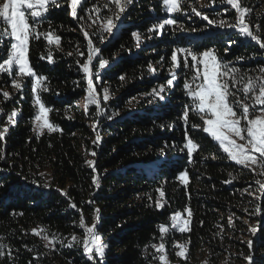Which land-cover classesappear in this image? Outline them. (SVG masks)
Returning <instances> with one entry per match:
<instances>
[{"label":"trees","instance_id":"16d2710c","mask_svg":"<svg viewBox=\"0 0 264 264\" xmlns=\"http://www.w3.org/2000/svg\"><path fill=\"white\" fill-rule=\"evenodd\" d=\"M199 1L185 3L198 27L203 19L193 8L210 20L224 21L225 27L214 23L213 31L195 35L176 24L154 27L165 15L161 0H131L123 12L111 0H84L77 17L69 0H57L59 6H50L38 18L27 53L36 75L21 78L18 65L0 72V131L8 129L0 139V264H165L160 255L167 264H249V256L252 264H264V194H249V185L264 169L237 165L203 132V121L181 89L195 72L184 67L180 52L183 79L167 83L172 78L167 72L174 68L172 52L179 48L213 50L223 64L245 76L243 82L259 77L264 68V0H239L260 43L228 27L238 22L226 2L212 0L204 8ZM114 14L118 19L112 32L105 31V20ZM180 18V12L172 16ZM49 31L59 37L58 43L48 42ZM89 41L98 52L86 75L82 66L90 54ZM0 46L2 63L10 46ZM101 59L107 62L103 67ZM37 77L46 79L33 92ZM89 78L96 104L87 100ZM242 86L232 88L233 99L243 100ZM37 96L56 130H36ZM247 102L253 103L251 98ZM262 109L256 106L250 118H264ZM13 111L17 115L10 121ZM185 133L198 146L191 157ZM181 172L187 184L181 182ZM176 212L190 220L189 232L172 226ZM245 216L257 227L255 237L242 220ZM94 225L106 248L103 256L93 249L89 259L83 241ZM161 226L168 231L161 233ZM177 245L187 250L186 259L177 256Z\"/></svg>","mask_w":264,"mask_h":264},{"label":"snow or ice","instance_id":"6c2138e0","mask_svg":"<svg viewBox=\"0 0 264 264\" xmlns=\"http://www.w3.org/2000/svg\"><path fill=\"white\" fill-rule=\"evenodd\" d=\"M131 0H111V3L115 5L119 12H123L125 7ZM226 2L238 13V25H228V27H238L239 33L254 41L259 38L253 34L250 30L249 25L245 23V14L248 9L244 8L239 0H221ZM84 0H70L71 14L73 17H77L78 5L82 6ZM168 13H176L184 9L186 0H163ZM50 6H59L57 0H4L3 4H0V19H2L6 28L0 32V36H7L10 40V48L7 52V59H3L0 63V72H8L13 70V65L19 66L17 75L23 76L36 74L32 68L29 67L27 53L29 51V38L34 32L33 25L41 18L44 13L49 11ZM192 12L197 16H202L204 20L208 21V24H217L219 27H225L224 21L210 20L207 15H202L195 8ZM118 19L117 15H113L111 18H107L104 23V30L112 32L114 21ZM31 20V24L29 23ZM175 25L174 19H168L163 24L155 25L154 27L163 28L164 25ZM10 29V31H9ZM151 30V29H150ZM87 36V33L85 34ZM134 36L138 37V34L133 33ZM49 43L59 42L58 36H53V33L49 31L47 33ZM260 47L264 49V43H260ZM90 54L88 55L87 62L82 66L83 72L87 75L90 72L89 65L93 60L98 50L92 47V42L89 41ZM184 53L185 59L183 61L184 67H190L194 70L195 75L192 77V81L195 84L192 87L189 82H185L183 87L187 90V96L191 98L192 105L191 111L196 112L203 119V132L208 133L215 141L219 143V147L223 152L227 153L228 158L234 161L237 165H242L246 168L260 167L264 169V118L256 116L250 118V111L256 106H264V68H260L259 77H247L240 75L239 70L236 68H230L228 65L223 64L219 58L214 54V51L209 49L200 53H196L192 48H179L173 50L171 60L173 67H179L177 53ZM187 57H191V64ZM51 56H49V59ZM2 59V58H0ZM163 59V58H162ZM107 62L101 59L100 67H103ZM95 67V65H93ZM151 67V66H150ZM44 77H37L36 82L33 84V92H36V84L44 80ZM123 79V77H121ZM176 79L175 73L172 74V78L167 81L168 85H172ZM237 83H242L243 100L240 98L233 99L236 97V93L232 91V88ZM13 84L17 89H20L21 84L16 80H13ZM88 103L96 104L97 100L94 95L93 80L88 79ZM163 91V86H161ZM153 94L156 96L160 95V92L153 89ZM3 95L7 98L9 93L5 92ZM107 93H105L104 99H107ZM162 98V97H161ZM251 98L253 103H248L247 100ZM35 103L40 107V114L35 117L36 121H42L37 123L35 128L37 131L47 128L49 131L56 130L54 126L49 123L47 118L48 109L43 103H41L40 97L37 96ZM264 110V109H262ZM17 113L13 111L10 114L9 120L16 117ZM189 115V106H185L184 120L187 123ZM243 122V123H242ZM194 128H198L199 125H193ZM5 127L3 131H0V139H3L7 132ZM187 138L188 134L185 133ZM238 138L243 143H237ZM100 137L97 134V141ZM187 150L189 157L197 149V144L192 139L187 138ZM258 154V155H257ZM95 155V153H93ZM89 166H93V161H87ZM231 175V174H230ZM182 183H188V177L185 172H181L179 176ZM93 182H96V178L93 177ZM259 183V182H257ZM261 191H264V184L260 185ZM160 191L161 197L164 196V192ZM75 207V205H73ZM156 207H161L159 201L156 203ZM98 211V210H97ZM188 212L189 217L192 213L190 209H185ZM259 211V209H258ZM172 226L178 228L181 233L189 232V219H182L181 213L176 212L172 217ZM83 218L81 223L83 224ZM35 232V230H33ZM161 233L168 231L164 226L160 227ZM251 231L255 232L257 229L253 228ZM74 241H78L77 237H73ZM249 247H252V242L249 241ZM84 250L89 254V259L92 258L93 249L95 255L103 256L106 245L101 243L100 237L96 234L95 225L86 229L84 241ZM153 247H156L155 245ZM181 250L177 252V256L185 258L187 256V250L183 245H177ZM164 245L160 244L158 251L162 252ZM2 254V253H0ZM159 259L167 264L166 256L160 255ZM249 264H252L253 257L249 256L246 258Z\"/></svg>","mask_w":264,"mask_h":264},{"label":"rangeland","instance_id":"374dc122","mask_svg":"<svg viewBox=\"0 0 264 264\" xmlns=\"http://www.w3.org/2000/svg\"><path fill=\"white\" fill-rule=\"evenodd\" d=\"M70 1V0H69ZM188 1V3H190L191 2V0H186V2ZM4 3V0H0V4H3ZM208 3H211L212 5L214 4V1H213V3H212V0H200L199 1V4H202V6H204V8H209L210 7V5L208 4ZM161 5H162V10L165 12V15H163L164 17H163V20L161 21V23L160 24H163V22L165 21V20H168V19H172V16L175 14V13H168L167 11H166V6L164 5V3H163V0H161ZM69 7H70V3H69ZM188 7L186 6V5H184V9L182 10V11H179L180 13H181V18H180V20L178 21V20H176V27L177 28H179L180 30H182V29H184V27L188 30H191V31H189L188 33L189 34H194L195 33V31L196 32H199V34L200 33H204V31L203 30H205V31H213V29L211 28V25H206L205 26V24L206 23H208L207 22V20H204L203 18H202V16H199V18H201V19H203V22H200V27H198V24H197V22H196V20L194 19V17H192L191 15H190V11L187 9ZM70 9H71V7H70ZM229 9H233L230 5H229ZM234 10V12H236V22H238V13H237V11L235 10V9H233ZM176 13H178V12H176ZM196 17H197V15H196ZM246 17H244V19H245ZM180 22V23H179ZM123 23V22H122ZM245 23H247L248 24V22H247V20L245 19ZM193 24H197V25H193ZM120 25V24H119ZM232 25H238V23L237 24H232ZM165 26V25H164ZM205 28H204V27ZM5 28H6V24H5V22L2 20V19H0V32H2L3 30H5ZM231 28H233V29H236V31H239L238 30V27H231ZM250 30L251 31H253V34L254 35H257L256 34V32L254 31V29H252V27L250 28ZM9 31H10V29H9ZM195 35V34H194ZM259 38V37H258ZM3 42L4 43H6V42H8V44H9V46H10V40H9V37H7V36H0V44H3ZM257 42L258 43H260V38L257 40ZM1 47V46H0ZM181 57H184L185 56V54L184 53H180L179 54ZM93 57H94V55H93ZM173 73H175V76H176V83H177V81H180V80H182L183 78V76H182V74L180 73V70L178 69V68H172L171 70H169L168 72H167V77H172V74ZM187 80H185L184 79V81H183V83H182V87H181V89H182V91L186 94L187 93V90L186 89H184V87H183V85H184V83L186 82ZM188 82V81H187ZM189 84L192 86V87H194L195 86V84L193 83V81H191V82H189ZM95 95V94H94ZM186 96H187V94H186ZM188 97V96H187ZM188 98H190V97H188ZM263 109H264V106H261ZM194 113H196V112H194ZM262 116V115H261ZM199 117H200V119L203 121V119L201 118V116L199 115ZM39 123H42V121H38ZM203 127H204V125H203ZM202 130H203V128H202ZM205 133V132H204ZM206 134H208V133H206ZM209 135V134H208ZM210 136V135H209ZM211 137V136H210ZM212 138V137H211ZM213 139V138H212ZM233 139H236V141H237V143H243V141H240L238 138H236V137H233ZM214 140V139H213ZM257 182H259V183H257ZM261 184H264V173L262 174V176H260V177H258L257 179H256V181H253V183H251L249 186H250V188H251V190H252V192H249V194H250V196H252V197H258V195H260V196H262L263 194H264V191H261V188H260V185ZM256 192H259V194L257 195V193ZM258 215H259V213H258ZM242 220H243V222L245 223V224H247V226H248V228H249V230L251 231L253 228H255V229H257V227H256V225H254V222H251V220L249 219V217L248 216H245V217H243L242 218ZM252 232V236L253 237H255L256 236V233H257V231H255V232H253V231H251ZM251 239L249 238L248 239V241H250Z\"/></svg>","mask_w":264,"mask_h":264}]
</instances>
